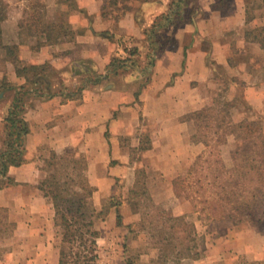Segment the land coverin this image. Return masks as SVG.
<instances>
[{"label":"crops","instance_id":"obj_1","mask_svg":"<svg viewBox=\"0 0 264 264\" xmlns=\"http://www.w3.org/2000/svg\"><path fill=\"white\" fill-rule=\"evenodd\" d=\"M49 2L52 8L63 7L67 19L63 22L65 32L56 40L47 41V32L40 27L31 36L43 42L26 47L20 42L24 27L19 18H11L7 11L0 20V84L6 81L19 88L26 82L24 76L17 75L7 54L6 48L15 45L23 64L49 60L51 66L61 69L55 85L76 82L72 72L78 63L75 57L82 61L81 70L87 66L83 61L92 60L93 70L104 76L113 57L125 56L134 47L138 66L134 71L110 75L117 76L114 83L103 79L72 98L65 97L66 89L28 98L23 113L29 128L24 137V160L0 175V209L7 210L18 234L33 235L43 246L49 243L47 247L55 227L54 210L38 188L45 175L46 149L58 153L77 146L85 148L93 156L90 167L99 161L111 162L103 178L119 175L136 149L163 177L173 180L189 168L202 149L201 143L191 140V125L185 116L211 100L219 90V77L229 76L231 88L238 80L245 83V99L254 108L264 99L260 72L251 66L250 55L243 53L251 50L257 56L264 55V50L244 37L247 25L259 26L256 17L246 22L249 0H186L173 23L156 30L159 41L149 38L148 31L154 20L167 12L171 0L133 1L131 9L116 20L111 14L103 16V8L113 10L109 0ZM237 50L243 52L239 55ZM57 52L61 57L52 55ZM153 53L149 65L148 57ZM14 92H0V149L3 117ZM228 97L232 99L233 94ZM135 131H139L138 136ZM148 131L150 139L143 145L140 134ZM57 262L55 255L53 264Z\"/></svg>","mask_w":264,"mask_h":264},{"label":"trees","instance_id":"obj_2","mask_svg":"<svg viewBox=\"0 0 264 264\" xmlns=\"http://www.w3.org/2000/svg\"><path fill=\"white\" fill-rule=\"evenodd\" d=\"M133 1L150 0H109L113 10L103 8V16L111 14L114 20L131 9ZM263 7H264V0ZM186 0H171L167 12L154 20L148 31L149 38L159 41L160 27L173 23L174 17L182 9ZM114 5V6H113ZM5 1L0 0V20L6 16ZM192 11H195L193 9ZM246 22L252 15L246 8ZM47 41L56 40L64 25H46L42 27ZM55 32V33H54ZM247 41L257 44L264 50V24L247 29L244 32ZM0 35V49L2 48ZM7 54L15 64L16 73L24 76L29 87L21 85L14 88L6 81L0 84V92L14 89L11 104L3 117L4 138L0 149V175H4L10 165H20L25 151L24 137L29 128L23 118L25 106L31 96H42L37 85L50 84L45 70L46 63L25 65L16 56L18 47L9 46ZM137 49L132 47L125 56H115L107 66V73L87 76L85 82L75 91H81L88 84L100 83L110 75H118L125 70L134 71L138 66ZM154 54L148 57L152 65ZM81 66L76 63L75 67ZM91 73L93 68L83 67ZM31 73V76H29ZM109 75V76H108ZM48 77V76H47ZM85 77H83L84 80ZM48 84V86H49ZM47 88V87H46ZM74 91V92H75ZM69 91L65 97L72 98L75 93ZM199 110L188 113L185 120L192 121L195 132L191 140L209 148V154H199L184 175L172 180L176 197H182L192 204L195 211L208 212L218 219L233 223H251L259 232H264V129L256 120L243 119L233 122L232 101H220ZM232 135L235 147L231 151V166L224 163L219 147ZM142 149V148H140ZM44 177L38 188L52 203L54 225L59 228L61 242L57 264H96L98 230L94 227L93 207L91 202L93 186L86 175L88 163L83 157H76L74 152L57 154L51 150L43 160ZM155 207V216L151 223L156 229L157 243L160 244L161 259H173L177 264L181 259H199L197 246L198 234L193 222L183 215H175L172 210ZM118 217H120L118 215ZM233 264H264V261L239 259Z\"/></svg>","mask_w":264,"mask_h":264},{"label":"rangeland","instance_id":"obj_3","mask_svg":"<svg viewBox=\"0 0 264 264\" xmlns=\"http://www.w3.org/2000/svg\"><path fill=\"white\" fill-rule=\"evenodd\" d=\"M4 1L6 4L5 12L9 11L8 14L11 18H19V21L22 22L24 31L21 33L20 42L26 47H34L43 42L42 38L31 36L40 27L44 28L51 22L64 25L63 22L67 20L64 14L65 9H62L63 7L52 8L49 0ZM246 7L249 13L257 18L256 25H263V1L249 0ZM251 28V25H247L243 32ZM241 52L243 51L237 50L235 53L239 54ZM243 53L250 55L248 60L251 61V66L254 64L258 68L257 71L260 72L259 80L264 83V55L257 56L251 50ZM61 54L57 52L52 55L61 57ZM16 56H18V50ZM74 59L75 63L82 64L80 59L78 60L76 57ZM48 61L46 60L41 64L46 63L47 66H50V69L45 70V75L47 80H52V83H48L49 86L44 83L37 85L39 90L44 94L47 93V95L63 92L65 89L68 92H74L85 82L87 76L99 74L93 69L91 73L84 72L81 67H75L74 64L72 72L76 82L69 84V86H65L63 83L55 85L54 79L60 78L61 69L51 66ZM83 62L89 68H92V60ZM218 74H222L221 71ZM29 76H31V73H29ZM83 77H85L84 80ZM116 78L117 76H109L107 80L114 83ZM219 78L221 79L219 90L212 95L211 102L209 101L205 106L215 103L217 105V100L232 101L234 103L231 109L233 122H239L243 119L256 120L264 129V99L259 108H254L245 99V83L238 80L236 85L232 84V89L229 84V76L224 75V77ZM23 85L25 87L30 86L26 82ZM89 85L92 84H88L86 87ZM74 93L76 96L81 91H75ZM229 94H233L232 99H227ZM223 95H227L226 99H221ZM190 125V134L192 135L195 132L192 121ZM149 134V131L140 134L143 138V145L150 139ZM134 135L138 136L139 131H135ZM4 136L3 133L2 139ZM201 147L199 154H209V148H206L202 143ZM234 147L235 140L232 135L227 136L225 143L219 147L226 166H231V151ZM66 151L74 152L76 157H83L87 163L89 158L92 159L93 157L92 153L81 146L56 153L63 154ZM139 151L133 149L129 164L122 168V172L115 177L103 178L108 173V171L105 173V170H107L108 165H111V162L99 161L100 163L96 162L91 167L89 164L87 166L86 175L94 188L91 197L92 218L94 227L99 232L96 264H175L173 259L166 261L161 259L160 244L157 243V232L151 223L155 216L154 206L170 209L175 215H183L195 225L198 234L196 242L198 249L202 252L201 256L199 259L184 258L177 264H191L193 261L201 264L206 257H209L206 264H233L241 258L248 261H264V232H259L248 222L233 223L218 219L208 212L195 211L190 202L182 197L175 196L172 179L163 177L162 173L154 169L150 161L142 157ZM49 153L50 151L46 149L45 158L49 156ZM187 170L188 168L180 171L178 175H184ZM50 234L52 235L49 241L50 247H47L49 243L43 246V243L39 242V239L35 240L33 235L18 234L15 224L9 219L7 210L0 209V264H53L55 255L56 258L59 256L61 234L56 226ZM51 244L53 247H51Z\"/></svg>","mask_w":264,"mask_h":264}]
</instances>
